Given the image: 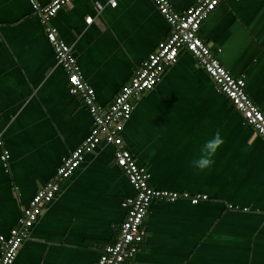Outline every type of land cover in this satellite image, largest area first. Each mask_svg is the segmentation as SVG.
Segmentation results:
<instances>
[{
	"label": "crops",
	"instance_id": "obj_1",
	"mask_svg": "<svg viewBox=\"0 0 264 264\" xmlns=\"http://www.w3.org/2000/svg\"><path fill=\"white\" fill-rule=\"evenodd\" d=\"M116 1L72 0L52 20L103 106L171 31L153 0ZM197 1L170 0L177 11ZM199 35L246 79L264 111V0H222ZM92 126L30 1L0 0L1 234H10ZM216 132L223 143L214 163L196 169L191 161ZM122 134L154 188L208 195L198 204L154 200L141 250L123 264H264V140L190 52L183 50L162 81L135 100ZM134 195L114 147L102 142L63 181L12 264H97L126 217L121 203Z\"/></svg>",
	"mask_w": 264,
	"mask_h": 264
},
{
	"label": "built area",
	"instance_id": "obj_2",
	"mask_svg": "<svg viewBox=\"0 0 264 264\" xmlns=\"http://www.w3.org/2000/svg\"><path fill=\"white\" fill-rule=\"evenodd\" d=\"M29 1L44 27L58 62L67 73L70 94L82 99L92 116L93 126L83 142L62 159L53 178L46 182L24 207L18 224L11 229L10 234L5 236L0 233V264L14 262L30 229L39 220L45 208L57 197L63 181L74 174L83 162L85 154L94 152L102 142L114 147L115 162L125 172L135 195L121 203L126 210V217L119 226L115 242L103 248L97 264H123L141 250L146 236L145 217L154 200L172 202L182 198L191 204H198L208 198L204 193L192 194L189 191L157 189L150 184L151 173L146 166L138 163L126 146L122 134L125 123L132 117L135 100L161 82L166 69L175 64L180 53L186 50L196 58L242 114L244 122L252 126L263 140L264 111L249 96L246 79L233 75L208 42L199 35L202 22L222 0H198L183 11L175 10L170 0H153L170 25V34L141 62L131 80L107 106L97 102L96 90L84 78L72 47L59 36L57 27L52 23L58 11L72 0H51L44 5L37 0ZM110 2L114 6L117 3L116 0ZM91 20V17L86 18L88 23ZM72 77H76V81H73ZM9 158L10 152L4 150L1 159L5 167L8 166Z\"/></svg>",
	"mask_w": 264,
	"mask_h": 264
},
{
	"label": "clouds",
	"instance_id": "obj_3",
	"mask_svg": "<svg viewBox=\"0 0 264 264\" xmlns=\"http://www.w3.org/2000/svg\"><path fill=\"white\" fill-rule=\"evenodd\" d=\"M222 143L219 132H216L211 139L204 142L200 154L191 161L192 166L199 170L211 167L215 153Z\"/></svg>",
	"mask_w": 264,
	"mask_h": 264
},
{
	"label": "snow or ice",
	"instance_id": "obj_4",
	"mask_svg": "<svg viewBox=\"0 0 264 264\" xmlns=\"http://www.w3.org/2000/svg\"><path fill=\"white\" fill-rule=\"evenodd\" d=\"M72 80H73V81H76V77H72Z\"/></svg>",
	"mask_w": 264,
	"mask_h": 264
}]
</instances>
